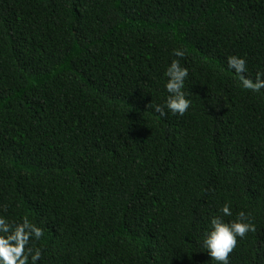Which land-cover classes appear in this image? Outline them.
Here are the masks:
<instances>
[{
	"label": "trees",
	"instance_id": "trees-1",
	"mask_svg": "<svg viewBox=\"0 0 264 264\" xmlns=\"http://www.w3.org/2000/svg\"><path fill=\"white\" fill-rule=\"evenodd\" d=\"M232 54L264 70V0H0V215L38 264H216L225 201L255 224L229 264H264V89ZM173 58L191 104L160 116Z\"/></svg>",
	"mask_w": 264,
	"mask_h": 264
},
{
	"label": "clouds",
	"instance_id": "clouds-1",
	"mask_svg": "<svg viewBox=\"0 0 264 264\" xmlns=\"http://www.w3.org/2000/svg\"><path fill=\"white\" fill-rule=\"evenodd\" d=\"M171 55L182 58L185 51L173 48ZM226 64L227 69L239 77L241 88L253 93L264 89V70L256 71L254 78L250 77L246 55H228ZM188 75L189 69L182 66L179 59L173 58L163 72L164 89L168 95L162 104L154 106V112L164 116L167 109L182 116L189 109L191 100L184 91ZM218 213L210 217L198 243L216 264H229V254L237 247L238 238L243 240L248 233L254 232L255 224L243 210L226 220L225 217H232L231 205L227 201L219 207ZM43 235V229L27 216L12 220L0 215V264H38L42 249L34 242Z\"/></svg>",
	"mask_w": 264,
	"mask_h": 264
}]
</instances>
